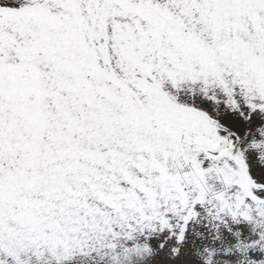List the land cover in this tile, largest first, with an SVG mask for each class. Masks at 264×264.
<instances>
[{
    "label": "snow or ice",
    "instance_id": "snow-or-ice-1",
    "mask_svg": "<svg viewBox=\"0 0 264 264\" xmlns=\"http://www.w3.org/2000/svg\"><path fill=\"white\" fill-rule=\"evenodd\" d=\"M0 264H264V0H0Z\"/></svg>",
    "mask_w": 264,
    "mask_h": 264
}]
</instances>
